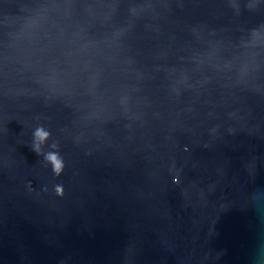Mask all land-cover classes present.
I'll list each match as a JSON object with an SVG mask.
<instances>
[{"label":"water","instance_id":"water-1","mask_svg":"<svg viewBox=\"0 0 264 264\" xmlns=\"http://www.w3.org/2000/svg\"><path fill=\"white\" fill-rule=\"evenodd\" d=\"M0 264H264V0H0Z\"/></svg>","mask_w":264,"mask_h":264},{"label":"clouds","instance_id":"clouds-1","mask_svg":"<svg viewBox=\"0 0 264 264\" xmlns=\"http://www.w3.org/2000/svg\"><path fill=\"white\" fill-rule=\"evenodd\" d=\"M35 138L40 142L43 143L44 140H46L48 138V133L43 131L42 129L38 128L35 132ZM56 146L53 145V148H55ZM34 151L37 152V154H40V148L39 145H35L34 146ZM45 161L51 165V170L53 172V174L55 176H59L65 165H64V161L62 159V157L60 156L58 151H54V152H50L48 154L45 155ZM55 193L57 196H61L63 195V188L61 186H56L55 187Z\"/></svg>","mask_w":264,"mask_h":264}]
</instances>
